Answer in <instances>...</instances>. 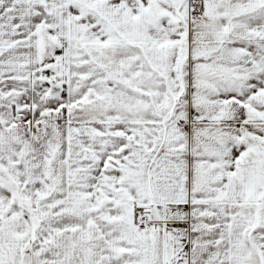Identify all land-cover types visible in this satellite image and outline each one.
Returning <instances> with one entry per match:
<instances>
[{"label":"snow or ice","instance_id":"6c2138e0","mask_svg":"<svg viewBox=\"0 0 264 264\" xmlns=\"http://www.w3.org/2000/svg\"><path fill=\"white\" fill-rule=\"evenodd\" d=\"M0 264H264V0H0Z\"/></svg>","mask_w":264,"mask_h":264}]
</instances>
